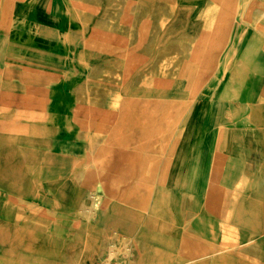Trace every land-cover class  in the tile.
Listing matches in <instances>:
<instances>
[{
    "label": "rangeland",
    "instance_id": "rangeland-1",
    "mask_svg": "<svg viewBox=\"0 0 264 264\" xmlns=\"http://www.w3.org/2000/svg\"><path fill=\"white\" fill-rule=\"evenodd\" d=\"M2 1L0 0V72L9 65L11 79L16 80L14 75L19 68L21 56L24 58L46 50L47 52L42 53L48 54L55 63L52 70L55 84L52 87L66 91L67 105L71 107L76 104L106 111L113 109L119 95L123 73L120 59L116 56L114 47L108 52L93 48L94 40L91 38L95 32L100 31L105 36L126 42L127 50L137 57H147L146 65L138 70L132 86L138 92L142 90L143 93L155 96L160 94L161 89L153 81H175L180 62L192 46L185 38L170 40L159 46L153 54L161 26L170 16V9L158 3L149 8L140 0H18V11H13L9 20L3 21ZM181 2L195 20L207 22L208 27L213 25L215 13L210 11L209 0ZM237 20L239 24L233 27V33L237 35L239 42L236 48L239 50L241 42L257 33L263 37L261 52L264 55V33L259 32L260 25L254 22L244 23L240 16ZM145 21L148 22V33L145 40L138 44L137 28ZM262 28L264 30V26ZM7 54H12L8 62ZM232 62L231 59L224 62L225 66L220 67L219 73H223L228 65L231 68ZM71 107L59 109V116L65 118L66 114L70 115ZM17 108L19 107H14V110ZM201 113L199 108L198 115ZM65 140L77 145H74V152L57 153L55 160L50 163L49 153L18 152L8 143V138L0 134V264H99L107 259L104 248L95 244L111 240L114 216L108 209L104 210V207L98 209L93 218L86 219L80 215L76 206L77 195L86 185V171L81 162L86 154L84 152L90 144L100 148L102 138L94 132L77 131L73 138ZM43 156L45 159L42 161L40 158ZM34 157L38 158L37 161ZM251 160L257 159L251 156ZM183 161V165L163 171L166 181L163 184L154 183L151 197L146 203L150 215L145 219L144 215H139L142 229L149 232L152 241L147 243L138 240V248L131 246L132 255L117 252L109 259L111 264H169V256L176 253V247L170 248L168 243L176 244L179 236V230L173 227L177 225V215L181 213V209L186 211L184 215L187 217H191V213H197L200 208L204 209L200 204L187 206L188 202L185 201L186 205L183 200L181 204L178 194L168 192L179 187L178 180L181 182L182 175L178 171L187 165L188 158L183 156ZM56 168L58 173L52 175L53 178L56 177L55 185L50 178ZM146 171L149 172L145 175L149 174L157 179L161 172L151 171L150 168ZM61 191L74 197L73 205L57 200ZM210 199L218 200L215 195ZM230 201H235V198ZM81 202H86V198L81 199ZM232 207L227 205L226 210ZM9 212L12 214L10 218ZM257 220L264 225V205ZM185 222L189 223V220ZM198 223L195 227L197 233H211V241L215 245L228 243L230 246L234 242L243 254L258 259V264H264V229L255 232L260 234V238H253L241 236V232L232 229L229 222L223 228L224 232H208L205 230L208 223ZM180 229L184 231L183 225ZM257 241H263L261 248ZM91 256L96 258L92 260Z\"/></svg>",
    "mask_w": 264,
    "mask_h": 264
},
{
    "label": "bare ground",
    "instance_id": "bare-ground-1",
    "mask_svg": "<svg viewBox=\"0 0 264 264\" xmlns=\"http://www.w3.org/2000/svg\"><path fill=\"white\" fill-rule=\"evenodd\" d=\"M140 2L148 5L149 8L158 3L170 9V16L161 26L153 54L159 46L170 40L179 41L185 38V41L192 43L190 51L184 54V59L180 62L175 81L170 79L153 81V84L161 89L157 96L143 93L142 90L138 92L132 86L138 70L146 65L147 57H137L127 50L126 42L122 43L123 41L105 36L100 31L95 32L94 37L91 38L94 40L93 48L108 52L114 47L113 50L120 59L123 69L119 95L113 109L103 111L92 106L83 107L75 104L70 106V115H64L65 118L55 116L54 109L48 105L50 94L56 89L52 87L55 84L52 72L55 63L53 58L42 53L46 50L24 58L21 56L19 68L14 75L16 80L11 79L9 65L0 72V134L5 135L8 143L17 151L38 153L46 150L49 153H73L76 144L73 145L65 139L73 138L77 131L94 132L102 138L100 148L97 149L90 144L88 150L84 152L86 154L81 162L86 171V185L76 198L77 210L86 219L93 218L98 209L104 207V210L108 209L115 218L114 228L110 234L111 240L105 243L98 241L95 244L97 247H103L108 255L107 259L99 264H111L109 259L117 252H123L126 256L132 255L131 246L138 248V240L147 243L152 241L149 232L142 229L140 216L144 215L145 219L150 215L146 203L151 197L154 183L163 184L166 181L163 171L177 165L181 145L189 137L191 125L195 122V111L202 103V90L214 81L220 67L225 66L224 62H227L231 49L237 53L235 59L238 62L234 65L237 68L232 69V73L229 74L239 75L240 70L245 71L246 67L240 54L247 40L238 51L235 47L237 35L233 33V27L239 24L237 17L240 16L244 23L259 24V32L264 26V0H209L210 11L215 13L211 27H208L207 22L195 20L181 0H140ZM17 3L18 0L2 1L3 21H8L11 13L17 10ZM148 27V22L145 21L137 28L138 44L145 40ZM252 37L260 39L259 35L252 34L248 40ZM226 52L228 53L225 56ZM11 58L12 54H7L6 61ZM61 93L63 92L56 91L52 96L58 95L60 98ZM226 105L217 103L219 110L214 114L213 123L222 120L220 110L227 107ZM14 107L19 108L14 110ZM251 119L263 122L264 108H257L251 112ZM37 159L34 157L35 161ZM44 159L40 158L42 161ZM212 159V175L208 191L218 200L206 199L210 213L226 215L230 227L237 231L240 226L251 229L254 233L263 230L264 225L259 220H257L259 223L256 221L257 216L262 213L260 204L262 192L257 186L259 182L256 175H251L246 182L254 192V199H250L248 204L236 201L232 209L226 210L230 201V190L216 184V178L219 176L226 155L221 152L213 153ZM256 159L253 165H263L262 159L259 157ZM49 160L52 163L55 157H50ZM148 168L151 171H161L158 179L149 174L145 175ZM18 173L20 174V170ZM53 174L51 173L50 179L56 185ZM84 197L86 202H81ZM71 198L74 200V197H69L62 191L57 196V200L61 203ZM11 215L9 212V218ZM204 245L206 244L201 241L192 242L185 237L181 238L178 252L175 251L176 253L169 256V264H258L260 262L254 257L243 254L240 248H236L238 245L234 242H231L230 246L228 243H222L216 247L212 242L207 243V248ZM168 246L173 248V242H169ZM91 257L92 260L96 258V256Z\"/></svg>",
    "mask_w": 264,
    "mask_h": 264
},
{
    "label": "crops",
    "instance_id": "crops-1",
    "mask_svg": "<svg viewBox=\"0 0 264 264\" xmlns=\"http://www.w3.org/2000/svg\"><path fill=\"white\" fill-rule=\"evenodd\" d=\"M261 33H264L263 28ZM256 35L259 34L256 33ZM259 36L260 39L252 37L248 40L247 38L242 47L240 58L246 67L244 72L240 70L239 75L229 74L232 73V69L237 68L234 65L238 62L235 59L237 53L234 49H231L227 57V61L230 59L233 61L231 68L228 65L223 73H218L214 81L209 84V87L202 90V103L199 106L202 113L198 115L199 108L196 109L195 122L191 125L189 137L181 145L180 157L176 167L184 164L183 156L188 158L187 165L181 171H178L182 175L181 182L178 180L179 187L170 189L168 192L178 194L181 204L183 200L188 202L189 205L185 202L187 206H198L200 204L204 209L200 208L197 213H191V217L185 216L186 211L183 209L177 215V225L173 224L174 229L179 230V240L177 239L176 244L173 243L176 252H178L183 237L192 240V242L201 241L206 244L204 245L205 248L208 247V242H212L211 233L210 235H207L209 233H197L195 227L198 222L208 223L205 228L208 232L212 230L217 232L222 230L224 232L223 228L228 226L226 215L220 216V214L210 213V209L207 208L205 202L206 199L213 196L208 191L212 175L213 153L221 152L226 155L219 176L216 178V184L230 190V199L235 198V201H229L227 205L234 206L236 201H240L241 204H248L250 199H254V192L246 183L251 175H256L259 182L257 186L262 192L260 204L264 205V121L259 122L251 119V112L257 108H264V55L261 52L263 37L262 35ZM237 43L239 42L236 37ZM56 91L60 90L58 88L54 89V92ZM61 92L63 93H61L60 98L58 95L52 96L53 93L50 94L48 102L49 107L54 109L53 112L57 117L59 116V110L57 109L70 107L67 105L66 91L61 90ZM217 103L219 105L220 103L227 104V107L220 110L222 120L213 123L214 114L219 110ZM65 105L66 107H64ZM219 129L222 130L219 131ZM44 151H38V153H49L46 150ZM55 156H57V153L50 152L48 158ZM251 156L262 159L263 165H253L255 162L251 160ZM42 158H45V156ZM55 170L57 171H53V175L58 173V169ZM147 172L149 171H145V173ZM235 195L237 196L235 197ZM64 203L74 204L72 198L67 199ZM46 204H48V201H46ZM170 205L172 204L170 203ZM188 220L189 223L185 222ZM182 225L184 231L180 229ZM238 231L241 232L243 237H261L260 234H255L251 229L242 226L238 228ZM257 242L260 247L263 241Z\"/></svg>",
    "mask_w": 264,
    "mask_h": 264
}]
</instances>
